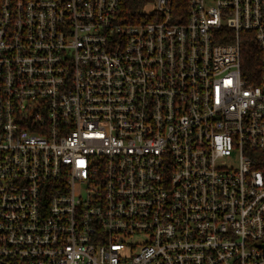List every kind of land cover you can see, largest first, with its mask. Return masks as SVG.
Wrapping results in <instances>:
<instances>
[{
	"label": "built area",
	"instance_id": "2783aa9c",
	"mask_svg": "<svg viewBox=\"0 0 264 264\" xmlns=\"http://www.w3.org/2000/svg\"><path fill=\"white\" fill-rule=\"evenodd\" d=\"M129 1L0 0V264H264V0Z\"/></svg>",
	"mask_w": 264,
	"mask_h": 264
},
{
	"label": "trees",
	"instance_id": "16d2710c",
	"mask_svg": "<svg viewBox=\"0 0 264 264\" xmlns=\"http://www.w3.org/2000/svg\"><path fill=\"white\" fill-rule=\"evenodd\" d=\"M141 0H130L125 6L124 15L130 18L137 17L141 12ZM134 19H131L132 21ZM134 22V21H132ZM241 74L242 78L251 84H255L259 80L261 71L260 53L257 46L253 43L242 44L241 54Z\"/></svg>",
	"mask_w": 264,
	"mask_h": 264
},
{
	"label": "water",
	"instance_id": "95a60500",
	"mask_svg": "<svg viewBox=\"0 0 264 264\" xmlns=\"http://www.w3.org/2000/svg\"><path fill=\"white\" fill-rule=\"evenodd\" d=\"M262 248H263V250H264V244L262 245Z\"/></svg>",
	"mask_w": 264,
	"mask_h": 264
}]
</instances>
